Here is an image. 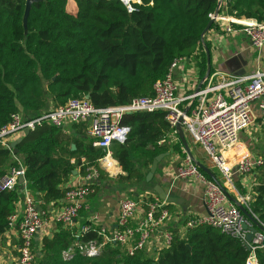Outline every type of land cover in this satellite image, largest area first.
<instances>
[{"label": "trees", "instance_id": "16d2710c", "mask_svg": "<svg viewBox=\"0 0 264 264\" xmlns=\"http://www.w3.org/2000/svg\"><path fill=\"white\" fill-rule=\"evenodd\" d=\"M69 1H34L25 20L27 0H0V126L13 115L33 118L87 95L98 108L153 97L154 83L167 75L172 62L192 57L198 48L202 73H207L211 49L206 36L211 30L219 32L220 25L214 20L204 32L221 0H140L133 12L121 0H74L77 9L72 12ZM219 14L264 21V0H222ZM165 114L135 112L121 119L131 127L124 143L112 144L113 158L121 168L115 181L122 186L148 184L147 174L161 153L186 156L181 141L171 140L180 137ZM88 126V122L69 123L63 129L43 123L22 135L17 154L1 146L0 178L13 166L23 165L28 186L43 209L62 203L75 170L84 176L95 167L105 178L99 161L105 151L93 145ZM256 172L250 209L264 223V165ZM20 187L0 191V236L17 212ZM93 187L91 196L98 184ZM171 231L170 246L154 253L146 248L129 255L122 246L107 244L92 256L77 251L65 257L63 252L77 243L102 238L91 232L77 239L75 227L59 224L52 235L35 239L34 264H244L249 255L240 238L210 225L189 229L184 236L180 228ZM257 257L264 264V249L257 251Z\"/></svg>", "mask_w": 264, "mask_h": 264}, {"label": "built area", "instance_id": "2783aa9c", "mask_svg": "<svg viewBox=\"0 0 264 264\" xmlns=\"http://www.w3.org/2000/svg\"><path fill=\"white\" fill-rule=\"evenodd\" d=\"M129 12L135 10V3L140 0H121ZM220 25L219 34L234 36L244 34L252 46L258 50L264 47V21L253 18L238 19L234 16L211 15ZM200 52V53H199ZM201 54L200 48L192 57L176 58L163 79L154 83L153 97L135 98L128 104L108 107H95L88 98H75L66 104L29 118L20 114L4 126H0V147L12 149L11 143L22 136L26 129H35L38 125L49 123L65 128L69 123L88 122V135L93 138V145L105 151L99 161L108 168H113L112 144L124 143L131 132V127L121 124L124 115L135 112H166L173 133H188L199 144L220 174V183L209 178L190 154H186L177 170L180 179H194L205 184V215L193 216L184 224L182 235L200 225H210L222 232L240 238L249 250L244 264H259L257 251L264 249V231H257L253 241L247 242L249 230L242 227L243 212L241 206L249 209L254 200L255 191L244 192L231 189L235 187V175L249 177L257 167L264 165V156L253 155L246 143L241 140V132L249 131L255 122L253 105L256 103L264 120V70H256L251 75H231L215 71L205 76H196V59ZM199 59V58H197ZM181 70V83L175 73ZM194 77V78H193ZM66 131V130H65ZM19 136V137H20ZM85 158H82V162ZM23 165L13 166L8 174L0 178V191L15 190L20 184L21 201L24 203L22 217L19 212L9 217V228H17L20 244L15 264H34L36 252L34 241L39 234L49 235L54 225L63 224L74 228L80 211L91 194L93 185L100 179V172L89 167L79 185H68L64 200L56 208L53 203L47 209L41 208L40 201L31 192L25 178ZM170 203L158 194L126 196L119 202V215L114 227L101 223L100 214L94 212L87 222L77 231L80 239L94 232L102 240L89 239L63 252L69 256L74 252L89 256L99 253L107 244L122 246L129 255L145 250L153 239L161 235L164 238L159 248L169 247L173 235L170 221L173 213ZM259 224L260 218L252 213Z\"/></svg>", "mask_w": 264, "mask_h": 264}, {"label": "crops", "instance_id": "0c3cea01", "mask_svg": "<svg viewBox=\"0 0 264 264\" xmlns=\"http://www.w3.org/2000/svg\"><path fill=\"white\" fill-rule=\"evenodd\" d=\"M73 4V8H69V10L75 12L77 9L75 1ZM206 41L209 43L211 49L210 61L213 72L222 71L230 73L231 75L241 76L251 75L256 70H264V47L261 50L254 48L246 35L237 34L234 36H222L216 30H211L206 36ZM197 58L195 57L196 75L194 77L201 76L202 81L206 74L203 75L202 73L201 56L199 55ZM182 74L183 72L181 70H177L175 73V78L180 83L182 81ZM253 108L255 122L249 131L241 132V140L247 144L253 155L264 156V150H262V153L259 155L256 152L259 144V137H263L264 135V120H262L261 113L256 103L253 105ZM68 132L70 133L71 130H68ZM246 132H249L250 137L244 140L243 137H245ZM176 136H179L180 139L171 137V140L174 143L180 140L183 145V150L187 153L182 137L180 135ZM185 142L188 144L189 151L194 159L211 169L220 179V174L214 168L204 149L197 144L188 133H185ZM196 152L199 154L201 152V159H197ZM184 158V154L177 152L170 153L159 163L152 182L150 183L149 181L148 184H143L139 187H126L115 181L116 175L121 172V168L117 162L113 168H108L101 163L105 171V178L100 177L102 184L99 180L97 183L98 189L94 195L89 196L85 207L81 210L75 222V228L78 231L94 212L100 214L101 223L106 226L114 227L118 220L119 202L121 198L126 196H140L147 193L158 194L156 188L159 187L168 197L175 199V202H170L173 219L170 221L168 227L170 226L173 229L180 228L182 233L184 222H180V219L205 215L207 213L204 201L205 184L195 181L194 179H180L177 177L178 167ZM257 177L256 171L249 177L235 175L236 188L231 189L230 192L233 193L235 189L244 192L253 191L257 184ZM83 182V175L79 170H75L68 185L74 186L82 184ZM103 184L106 185L105 188H103ZM129 192H133V194ZM55 207L58 209L61 206L59 207L58 205ZM23 208L24 203L20 200L17 204V212L21 213L20 217H22ZM57 227L58 225H54L50 229L49 235H52L57 230ZM41 236L42 233L37 236L36 240L39 241ZM163 241L164 238L159 235L157 238L153 239V242L147 249L152 247L154 252H156L160 249L159 246L162 245ZM19 244L20 240L17 228L8 229L0 236V264H15V259L18 257L17 248Z\"/></svg>", "mask_w": 264, "mask_h": 264}, {"label": "water", "instance_id": "95a60500", "mask_svg": "<svg viewBox=\"0 0 264 264\" xmlns=\"http://www.w3.org/2000/svg\"><path fill=\"white\" fill-rule=\"evenodd\" d=\"M34 1H37V0H27V5H26V12H25V20L27 19L28 15H29V12H30V8H31V4L34 2ZM221 2L222 0L220 1L219 3V6L218 8L216 9L214 15L217 16L219 15L220 13V6H221ZM214 21V18H212L211 22L208 24V26L206 27L205 29V32L204 34L210 29L212 23ZM208 71L206 73V76H209L210 73H211V62H210V53L208 52ZM87 98H89V95H87ZM29 129H26L25 130V133H29ZM182 137V141L183 143L185 144V148H186V151L188 154L191 155V152L189 151V147H188V144L185 142V135L184 133H181L180 135ZM23 140V136H20L18 137L17 139H15L12 143H11V146H12V149L14 150L13 153L17 154L18 150H17V146L20 142H22ZM72 149L75 150L76 149V145L73 144L72 145ZM170 154V152H166V153H161L159 155H157L154 160H153V163H152V166H151V169L149 171V173L147 174V177H146V180L149 182L153 179L156 171H157V168H158V165L159 163L162 161L163 158H165L166 156H168ZM192 156V155H191ZM197 164L199 165V167L205 171L212 179H214L216 182L220 183V180L219 178L213 173V171L211 169H209L207 166H205L204 164L200 163V162H197ZM25 181V178L24 177H21L20 178V183H23ZM156 191L157 193L159 194V196L162 198V199H166L169 203L171 202H175V199L171 198V197H168L167 194L159 187L156 188ZM242 212H243V222H242V227L244 230H249L248 234H247V242H248V246H249V243H251L253 241V238L255 236V233L257 231H264V227L261 226L259 224V222L257 221V219L254 217V215L252 213H250L245 207L241 206L240 207ZM251 225V226H250Z\"/></svg>", "mask_w": 264, "mask_h": 264}, {"label": "rangeland", "instance_id": "374dc122", "mask_svg": "<svg viewBox=\"0 0 264 264\" xmlns=\"http://www.w3.org/2000/svg\"><path fill=\"white\" fill-rule=\"evenodd\" d=\"M74 1L73 0H70V5H69V8L70 9H72L73 8V6H74ZM201 49V48H200ZM252 127V126H251ZM250 127V128H251ZM15 137H19L20 136V133L19 134H17V135H14ZM250 137V135H249V132H246V135H245V137H243V139L244 140H247L248 138ZM262 150H264V135H263V137H259V144H258V147H257V154L259 155V154H261L262 153ZM196 155H197V159H201V152H200V154L198 153V152H196ZM17 158H18V160H19V162H21L22 163V157L21 156H17ZM103 167V166H102ZM100 180V179H99ZM101 181V180H100ZM101 184H102V181H101ZM106 187V185H104L103 184V188H105ZM123 190V189H122ZM122 190H121V192H122ZM129 193H132L133 194V192H129ZM184 220H185V217L184 218H182V219H180V222H184ZM148 251L149 252H154V250H153V248L151 247V248H148Z\"/></svg>", "mask_w": 264, "mask_h": 264}]
</instances>
